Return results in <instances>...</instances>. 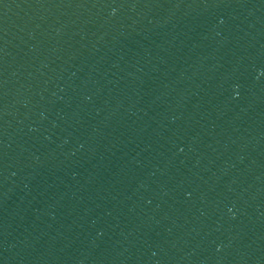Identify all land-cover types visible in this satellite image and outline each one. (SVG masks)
<instances>
[{"label": "water", "instance_id": "obj_1", "mask_svg": "<svg viewBox=\"0 0 264 264\" xmlns=\"http://www.w3.org/2000/svg\"><path fill=\"white\" fill-rule=\"evenodd\" d=\"M0 264H264V0H0Z\"/></svg>", "mask_w": 264, "mask_h": 264}]
</instances>
